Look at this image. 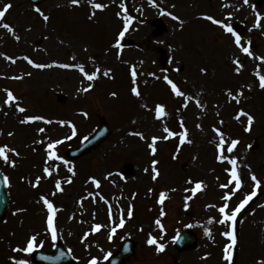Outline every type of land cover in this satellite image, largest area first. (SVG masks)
I'll use <instances>...</instances> for the list:
<instances>
[{"label": "rangeland", "instance_id": "374dc122", "mask_svg": "<svg viewBox=\"0 0 264 264\" xmlns=\"http://www.w3.org/2000/svg\"><path fill=\"white\" fill-rule=\"evenodd\" d=\"M94 2L106 7L95 9L87 0L77 5L70 0H48L38 6L26 0H0V7L13 5L0 24L8 23L14 29L10 33L0 27V146L19 152V156L9 153L14 167L0 158L11 200L0 223V264L29 262V253L23 249L32 236H36L35 247L52 249L42 195L57 209L53 217L56 239L71 249L76 264H89L93 258L105 264L126 238L133 241L135 254L125 264H228L223 250L230 241L222 233L231 230V222L221 225L215 221L220 218L218 208L225 203L222 197L231 195L230 189L235 191V182H229V159L233 157L242 187L227 201L229 209L254 188L257 194L237 216L232 264H257L264 259V88L259 81L264 75V61L259 59L264 56V28L248 29L256 11L264 25V0H249L248 5L243 0ZM36 7L49 17L47 21ZM228 12L234 13L231 23L245 38L242 43L247 46L246 40L252 41L253 57L234 45L231 34L206 19L207 15L224 19ZM126 16L132 19L120 38ZM117 39L122 46L119 50L114 46ZM159 49L166 56L163 66L158 62ZM24 57L52 66L36 68ZM237 58L244 65L239 74L233 64ZM64 63L83 64L89 74L97 67L101 72L89 82L71 67H59ZM133 67L139 97L130 91ZM109 69L110 74L104 76ZM164 75L191 99L176 96ZM89 83L92 88L83 91ZM7 91L17 98L11 106L4 103ZM16 104L25 111H17ZM157 104L164 105L166 113L159 120L154 114ZM241 110L253 117L250 126ZM28 116L45 119L21 123ZM101 118L111 130L108 138L79 159L67 158L65 152L88 137ZM165 126L176 133L187 129V138L183 144L179 135L158 139L153 155L148 145L153 136L167 135ZM214 128L226 141L228 159L223 162L217 159L219 136ZM233 139L239 143L227 152ZM56 140L62 143L53 151L68 164L47 160V145ZM153 160L159 172L155 180ZM45 166L52 170L51 176L44 174ZM253 174L259 187L251 180ZM37 177H41L39 186L33 187ZM68 178L71 183L66 182ZM93 178L100 181L99 187ZM57 180L62 192L55 189ZM196 182L203 184L193 194ZM162 192L165 199L160 203ZM96 225L100 228L95 229ZM206 228L211 236L205 234ZM183 230L195 233L197 245L179 253L173 239ZM150 235L156 244L147 243ZM159 244L165 248L157 252Z\"/></svg>", "mask_w": 264, "mask_h": 264}, {"label": "snow or ice", "instance_id": "6c2138e0", "mask_svg": "<svg viewBox=\"0 0 264 264\" xmlns=\"http://www.w3.org/2000/svg\"><path fill=\"white\" fill-rule=\"evenodd\" d=\"M70 2L73 5H77L79 3V0H70ZM87 2L95 9H104L106 7L105 4L103 3H96L94 2V0H87ZM153 4H155V0H153ZM249 4V0H243V5H248ZM230 6V5H226L225 7ZM13 7V5L11 3H4L2 5V7H0V21L3 20V18L5 17L6 13L9 12V10ZM253 10L255 11V6H252ZM37 13H39L42 18L47 21L49 19V17L47 15H45L42 10L39 7H36L34 9ZM236 11H239V8L236 9ZM168 15H172L171 13H167ZM95 13H92V16H94ZM234 13L232 12H228L225 16L224 19H215L213 16L211 15H207L206 19L211 21L212 23L218 25L226 34H231V37L233 38V43L234 45L240 49L241 52H243L244 54H246L249 57H253V51L251 49V45H252V41L250 39L246 40V44L247 46H245L244 43H242V40L245 39L242 37V35L240 34V32H238L233 24L231 23L232 17H233ZM91 18V17H90ZM131 17L126 16L125 17V23H124V29L123 31L119 32V37L123 38L125 35V32L128 31V23L129 21H131ZM173 19H179L178 17L173 16ZM261 19L262 16L261 14L256 11L255 13V21L252 24L251 28L248 29L249 32H251L253 29H261L264 28V25L261 24ZM225 20L229 21V22H225ZM0 27H3L4 29H7L8 32H14V29L12 28L11 25H9L8 23H2L0 24ZM16 39L18 40L19 37L17 36ZM118 50L122 47L120 44L119 39H117L116 44L114 45ZM8 59H12L11 57H8ZM25 60L28 61L29 64H33L34 67L36 68H45V67H51L52 65H45V64H39V63H34L31 59H29L28 57H24ZM91 59V58H90ZM260 60L264 61V56L259 57ZM73 60H75V57H73ZM234 64V71L239 74L244 65L241 63V61L239 60V58L235 59L233 61ZM59 67L61 68H70V67H76L79 69V71L82 73L83 77L91 82L94 81L95 79L98 78V74L101 72V69L99 67L96 68L95 71H93L91 74H89V72L85 71V67L83 64H60ZM177 71H179V69H177ZM202 71H206V69H202ZM111 70H105L103 72L104 76H108L110 74ZM150 75H155L150 74ZM257 75H259V73H257ZM17 79H19V77H15ZM136 78H137V70L135 69V67H133L131 69V79H132V84L133 86L131 87L130 91L133 95L139 97L141 95V92L139 91L138 87H136ZM163 79L171 86V91L178 97H182L185 100H190L191 97L187 96L183 91L180 90V88L177 86L176 83H174L167 75L163 76ZM259 81H260V87L264 88V75H260L259 76ZM249 87H251L249 85ZM92 88V84L89 83L87 87L83 88V91L87 92ZM229 95H232L231 91L229 90ZM113 96L116 95V93H112ZM240 95H242V93H240ZM17 98L13 95V93L11 91H7V99L4 101V103L8 106L12 105V102H14ZM197 106H200V101L197 100L196 101ZM184 107H187V105H183ZM146 107V106H145ZM164 105L162 104H157L154 106V114H155V118L156 119H161L164 115H166L165 111H164ZM16 109L19 112H24L25 109L23 107H21L19 104H16ZM83 115L87 116V113H83ZM240 115H246L248 118V124L249 126L251 125L252 121H253V117L250 114L244 113L241 110ZM45 118L43 116H28L26 117L24 120L21 121V123H28L31 121H37V120H44ZM237 119H239V116H237ZM47 123H52V121H47ZM61 124L65 123L64 121H60ZM180 127L184 128V124L183 121L181 120L180 122ZM197 127H200V125H197ZM246 130H250V127ZM39 132H44L45 129L44 128H39L38 129ZM163 131L167 134L164 137H156L153 136L151 138V143L148 145V147L151 149L152 154L154 155L156 152V141L158 139H168L169 137H174L179 135L180 137V143L183 144L187 138V129H184L183 132L180 133H176L171 131L168 127H164ZM214 131L217 133V135L219 136V143L216 144V148L218 150V156L217 159L221 162L225 161L226 159H228L225 156V145H226V141L224 138L223 133L218 129V128H214ZM131 135H136L139 136L141 139H144V135L141 132H133L130 133ZM9 136L13 135L12 132L8 133ZM187 142L191 143L190 140H188ZM62 143L61 140H56L55 142H50L47 145L48 148V152H47V160H62L64 164H68V161H64L63 157L58 156L57 153L55 151H53V149L58 145ZM239 143L238 140H231L229 145L227 146L226 151L227 152H232L236 145ZM9 153H12L16 156H19V152L16 151V149L14 148H9L8 145H4V146H0V158H2L4 163H10L13 167L15 166V161L10 159V155ZM174 158H176L174 156ZM158 162L156 160L152 161V171L154 173L153 175V180H155L157 178V176H159V172L156 169V164ZM229 163L232 165L231 169H230V183L232 181L235 182V191H239L240 188L242 187V180L240 175L237 172V159L236 158H231L229 159ZM69 172H72L73 169L71 167H69L68 169ZM145 171L147 172L148 169L146 168ZM226 171H229L226 169ZM43 172L46 176H51L52 175V170L50 169L49 166H45L43 169ZM74 174V173H73ZM109 176L112 175L111 173L108 174ZM41 177H37L35 183H33V187H37L39 186ZM251 180L255 182V187H259L260 186V181L257 179V177L253 174L251 175ZM8 182V177L4 178V183ZM67 183H71V178H68V180L66 181ZM97 187L100 186V181L96 180L95 178H93L92 181ZM192 181L190 180L189 183H191ZM203 182H196L195 183V187L191 189V192L193 194H195L197 192V190L201 189ZM228 185H221V187H227ZM55 189L57 191L62 192L63 189L61 187V181L57 180L55 183ZM235 191H232L230 189V193L231 195H235ZM56 193L53 192V195H55ZM256 190L254 188V190L252 191L251 194L245 195V197L233 208V209H229V204L227 203L228 200L231 199V195H225L222 197V199L225 201V203L220 206L218 208V212L220 213V218L218 220H216L215 222L221 224V225H226L229 222H231V230H226L222 233V235H224L225 237H228L229 239V243H227L224 247V256L223 258L228 261V264H232V260H233V249L235 248L236 244H237V234H236V229H235V223L237 220V216L238 214L241 213V211L245 208L246 205L249 204V202L252 200V198L256 195ZM41 201L43 202V204L46 206L47 211H48V216H47V225L48 228L51 229V237L53 240L56 239V228L53 226V217L57 211V209L54 207L53 203L45 196H41L40 197ZM165 199V193H161L160 194V203H163ZM210 207H214V205H210ZM132 215V211L129 210L128 212V216L130 217ZM213 219L209 220V223H212ZM156 223L159 225L160 221L157 220ZM121 224H123V221H121ZM100 225H96L95 229H99ZM94 229V230H95ZM205 234L211 236V231L210 229H205ZM147 243L149 245H153L156 244V238L152 237L151 235L149 236V239L147 241ZM36 245V236H32L28 242H27V246L23 249L24 252H32L34 247ZM165 248L164 244H159L157 247V252L163 251ZM15 251H19L20 249H14ZM16 264H29V262L27 260H18L16 261ZM89 264H97L96 260L93 258ZM257 264H264V259H261L257 262Z\"/></svg>", "mask_w": 264, "mask_h": 264}, {"label": "water", "instance_id": "95a60500", "mask_svg": "<svg viewBox=\"0 0 264 264\" xmlns=\"http://www.w3.org/2000/svg\"><path fill=\"white\" fill-rule=\"evenodd\" d=\"M33 1V0H31ZM107 134V127L103 124L102 126L98 129V131L90 137L85 143L82 144L80 148L75 150L73 153L75 156H81L85 153H87L91 148H94ZM1 184V181H0ZM3 191V190H2ZM0 190V216L4 211V208L6 207V199L4 196V192ZM184 237L180 239L182 242V247H179V249H183L185 247H192L194 244V239L193 236L189 232H185ZM57 256L56 254H53V258L56 260H66L67 256L65 253L62 251L61 248L57 249ZM133 254V246L129 242H125L120 250L110 258L108 264H122L130 255ZM59 257V258H58ZM48 256H39V259H41L43 262H48L49 260L53 259ZM67 261V260H66ZM66 261H63V263H67Z\"/></svg>", "mask_w": 264, "mask_h": 264}]
</instances>
